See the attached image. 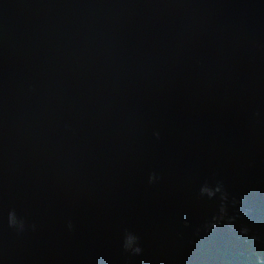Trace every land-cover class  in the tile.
I'll return each mask as SVG.
<instances>
[{"label":"water","instance_id":"1","mask_svg":"<svg viewBox=\"0 0 264 264\" xmlns=\"http://www.w3.org/2000/svg\"><path fill=\"white\" fill-rule=\"evenodd\" d=\"M0 260L264 264V0H0Z\"/></svg>","mask_w":264,"mask_h":264},{"label":"clouds","instance_id":"2","mask_svg":"<svg viewBox=\"0 0 264 264\" xmlns=\"http://www.w3.org/2000/svg\"><path fill=\"white\" fill-rule=\"evenodd\" d=\"M154 136H156V138H159V132L158 131L154 132ZM157 180H158V177L155 174L149 177L150 183H155ZM218 194H219L220 200L222 201L220 210H219V215L213 216L211 222L204 226L205 231L211 230L217 224L225 220L227 216L226 205L228 202V195L223 190V185L219 183L216 184L214 187L210 186L209 184H204L200 188V195L202 197L206 196L210 200L216 198ZM237 203L238 201L236 200L232 201L233 206H235ZM234 219L235 217H228L227 222L231 224ZM7 225L10 229L15 231L17 234H22L27 229V224L25 220L22 217L18 216L17 212L14 209L9 210L7 214ZM34 227L35 226H33V228ZM68 227L71 228L70 223ZM248 232H249V229L247 227L241 228V235L246 236L248 235ZM123 248L125 251L131 252L134 255H140L142 252V248L139 246L138 237H136L134 234H131V233H128L125 235L124 240H123ZM0 264H3L2 260H0Z\"/></svg>","mask_w":264,"mask_h":264}]
</instances>
